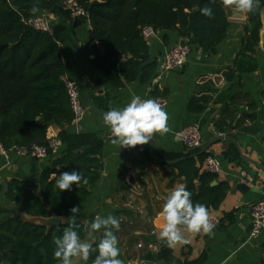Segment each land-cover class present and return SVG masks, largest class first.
I'll return each mask as SVG.
<instances>
[{
	"label": "trees",
	"instance_id": "obj_1",
	"mask_svg": "<svg viewBox=\"0 0 264 264\" xmlns=\"http://www.w3.org/2000/svg\"><path fill=\"white\" fill-rule=\"evenodd\" d=\"M66 0H0V146L9 150L37 142L46 144L50 126L58 129L57 137L63 145L60 154L51 156L52 165L58 167L57 175L64 171H82L87 183L99 178L104 138L95 132L70 133L74 121L64 76L68 65L61 54L67 39L64 21L72 17L64 3ZM87 13L88 38L96 43L100 52L91 60L112 87L125 81L138 80L149 83L159 70L157 58H151L149 45L142 35L144 27L154 31H176L188 43L208 54L215 53L226 37L230 22L223 0H76ZM44 7H33L31 4ZM211 7V18L201 9ZM264 3L253 11L245 12L241 47L233 65L223 71L225 79L236 73L256 70L254 58L260 41L261 11ZM47 10L57 20L49 30L36 29L27 23L33 15ZM85 17H82L85 22ZM111 59L117 63L109 64ZM100 82L99 78L96 79ZM156 96L166 91L154 90ZM264 95V90H263ZM204 97H192L191 111H199L198 103ZM101 105V104H99ZM252 106V105H251ZM102 107V106H101ZM249 117L251 115H248ZM201 148V147H200ZM200 148L182 152H165L168 159L183 157L176 163L165 164L150 143L125 147V154L139 164H146L155 157L166 167L176 170L183 184L192 193L193 203L204 204L207 211L218 209L229 187L217 181L216 173L203 167L207 151L192 156ZM130 168L121 165L117 177L124 181ZM216 181V183H214ZM76 184L71 190L60 191L55 187L49 170H42L37 181L27 178H10L4 188L6 200L13 208L0 204V264H57L53 253L54 236L63 234L71 222L70 209L85 201L89 192ZM234 210L224 212L216 227L233 220ZM62 218V223L47 227L26 220L28 216ZM94 218L76 220L81 240L87 235L84 226ZM183 227V226H179ZM215 227V228H216ZM102 238L98 234L91 242L93 247ZM158 250L147 251L141 258L148 260L171 259V247L157 239ZM97 252H90L87 264H92ZM74 264H83L78 259Z\"/></svg>",
	"mask_w": 264,
	"mask_h": 264
},
{
	"label": "crops",
	"instance_id": "obj_2",
	"mask_svg": "<svg viewBox=\"0 0 264 264\" xmlns=\"http://www.w3.org/2000/svg\"><path fill=\"white\" fill-rule=\"evenodd\" d=\"M231 10H235V5H225L226 12ZM40 13L49 16L52 23L57 20L47 10H41ZM261 19H264V8ZM228 20L230 26L226 37L217 46L215 53L208 54L192 45L180 70L157 72L147 84L135 80L125 81L120 87H112L105 80V89L91 99L95 106L105 112L109 107H124L134 95L153 99L156 97V88L161 92L165 90L167 104L163 109L168 116V130L164 133L156 132L152 137L164 152L184 151L185 146L175 140L174 134L192 124L198 125L200 129L201 147L220 134H227L233 139V142L225 138L217 140L206 149L209 154L220 159L217 181H225L229 185L218 209L208 211V214L220 218L224 212L234 210L233 220L212 229L211 234L190 232L180 227L184 240L170 245L169 261L154 260L156 264H264V228L257 237L249 238V206L264 195V50L259 41L254 54L256 70L235 72L232 79H225L223 71L233 65L241 47L246 15L243 19ZM70 35L88 58L92 59L94 56L89 50L91 41L86 24L82 22L72 28ZM183 40L187 39L180 37L176 31H157L147 40L150 57L157 58L159 63L167 49ZM61 54L68 65L64 79L75 82L84 106L82 118L72 122L68 131L95 132L104 138L99 178L94 183L79 185L89 194L78 205L80 213L76 220L83 221L97 214L116 216L120 220V227L119 230H112L119 241L118 258L123 264H136V260L145 252L154 251L149 246L158 239L164 223L160 216L163 204L168 194L183 184V179L177 175L176 170L161 164L156 157L142 165L125 154V147L113 143L112 134L104 125L102 114L87 103L88 94L99 83L95 72L69 42L62 44ZM193 96L207 100L198 103L199 111H191L189 108ZM57 132V127L52 125L46 135L54 136ZM62 149L63 145L60 144L51 156L60 154ZM121 165L130 168L124 181L117 177ZM57 169L52 165L49 155L43 159L17 156L14 153L8 158L0 155V184L4 188L6 181L13 177L37 181L42 170H49L52 177ZM239 182H246L247 188L240 190L237 187ZM0 204L14 207L6 200L4 189L0 190ZM103 231H89L82 241L91 243L98 234L103 236ZM139 243H143V246L138 247ZM78 259L73 257L72 264Z\"/></svg>",
	"mask_w": 264,
	"mask_h": 264
},
{
	"label": "clouds",
	"instance_id": "obj_3",
	"mask_svg": "<svg viewBox=\"0 0 264 264\" xmlns=\"http://www.w3.org/2000/svg\"><path fill=\"white\" fill-rule=\"evenodd\" d=\"M214 2V0H213ZM225 5H235L239 13L251 12L264 0H223ZM201 13L209 18L213 16L211 7H204ZM103 123L109 128L113 143L121 147H134L136 145L148 144L156 132H167L168 116L160 103L154 99H141L134 95L130 102L124 107H109L102 114ZM55 187L60 190H71L72 185L77 186L83 182L87 183L82 171H64L57 175L53 173ZM192 193L186 186L181 184L175 187L167 196L160 216L164 223L160 228L158 239L168 245L182 242L184 237L181 233L183 226L190 232L203 231L211 234L214 224L209 222V214L204 204L193 203ZM71 222L64 228L63 234L54 236V259L57 264H72L73 257H79L83 264H87L90 252H97L92 264H123L119 259V241L112 229L119 230L120 220L112 215L101 216L97 214L84 229L88 231H99L103 229V236L98 243L83 242L77 229L81 226L76 223V217L80 213L79 206L70 209Z\"/></svg>",
	"mask_w": 264,
	"mask_h": 264
},
{
	"label": "built area",
	"instance_id": "obj_4",
	"mask_svg": "<svg viewBox=\"0 0 264 264\" xmlns=\"http://www.w3.org/2000/svg\"><path fill=\"white\" fill-rule=\"evenodd\" d=\"M65 7L69 9L72 19L75 16H78L82 19L84 16L85 24L89 25L87 19V13L83 10V8L76 2V0H66L64 3ZM83 22V20H82ZM27 23L35 27L36 29L47 31L51 28L52 22L49 16L38 13L33 15L27 19ZM156 34L150 27H144L142 29L143 37L148 40ZM191 50V45L187 40L178 41L173 44L166 52L163 54L160 62H159V70L158 72H167L172 70H180L189 55ZM65 85L67 89V93L69 96L70 104L72 110L74 112V121L78 122L83 114H84V106L81 102L79 91L77 85L74 81L70 79L65 80ZM144 99V98H141ZM161 106H165L167 104V99L164 96H156L153 98ZM175 140L181 142L187 150L200 148L202 145L201 132L196 124L188 125L184 128L177 130L174 134ZM61 144L60 140L56 135L47 136L46 144H41L34 142L29 146L18 147L15 146L9 150L4 149L0 146V155L8 158L11 153H14L17 156H29L34 159H43L48 156V150H55ZM204 168L212 173H218L220 171V159L216 156L209 154L203 164ZM249 214H250V229H249V238H255L259 235L261 230L264 228V195L258 200L254 201L249 206ZM219 218L209 214V222L214 224L215 227L218 224ZM214 227V228H215ZM213 228V229H214ZM143 243H139L138 247H142ZM152 250H158V244L152 242L149 246ZM136 264H156L154 260H148L144 258H139L136 260Z\"/></svg>",
	"mask_w": 264,
	"mask_h": 264
},
{
	"label": "water",
	"instance_id": "obj_5",
	"mask_svg": "<svg viewBox=\"0 0 264 264\" xmlns=\"http://www.w3.org/2000/svg\"><path fill=\"white\" fill-rule=\"evenodd\" d=\"M33 7H44V5L42 4H31ZM227 18H235V19H243L245 17V12L244 13H239L236 10H231L226 12ZM262 20V19H261ZM64 23L67 26V39L68 42L73 46V48L89 63V65L91 66V68L93 69V71L95 72L96 76L99 78L100 82L98 84H96L92 90L90 91V93L87 96V103L88 105L95 111H97L100 114H103L104 112L101 111L97 106H95V104L92 102V96L98 94L99 92H101L102 90L105 89V79L102 75V73L95 67L94 63L92 62L91 59L88 58V56L83 52V50L74 42V40L71 38L70 35V30L72 28H76L77 26L82 24V19L78 16H75L71 21H64ZM262 26H263V32L260 33V42H261V48L264 50V19L262 20ZM86 27L88 28L89 25H86ZM89 50L91 52V54H93V56L97 55V54H104L102 52H100L99 48L97 47L96 43L91 42ZM117 59H111L108 61L109 64L111 63H117ZM229 139L230 141L233 142V139L227 135V134H220L217 135L216 137L212 138L211 140H209L208 142H206L199 151H197L196 153L191 154L192 156H195L196 154H200L204 151H206L207 147L210 146L212 143H214L217 140H221V139ZM151 146L156 150V152L162 157L163 161L167 164H171V163H176L178 161H180L181 159H183V157H179L176 159H168L165 152L159 147L157 146V144L151 140L150 141ZM242 157L243 154H241ZM245 158V157H244ZM250 176H253V174L250 173ZM215 183V182H214ZM237 187L240 190H245L247 188L246 182H239ZM26 220H29L31 222L37 223V224H43L47 227H50L52 225H57L62 223V218L57 217L55 215H52L50 217H40V216H28L25 217Z\"/></svg>",
	"mask_w": 264,
	"mask_h": 264
}]
</instances>
